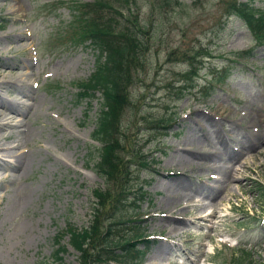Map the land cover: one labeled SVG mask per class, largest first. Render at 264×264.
<instances>
[{"label":"rangeland","instance_id":"rangeland-1","mask_svg":"<svg viewBox=\"0 0 264 264\" xmlns=\"http://www.w3.org/2000/svg\"><path fill=\"white\" fill-rule=\"evenodd\" d=\"M92 1L0 0V72H10L6 80L33 73L28 79L33 90L20 98L32 109L21 120L32 133L26 146L46 147L27 176L0 191V264H79L63 232L67 226L89 225L92 192L105 188L94 170L100 145L91 140L101 97L97 92L75 103L76 84L90 77L97 53L85 43V48L73 49L65 42L53 48L56 51L51 45L59 31H68L80 5ZM176 1L163 9L133 0L130 20L146 26L145 41L132 67L130 105L117 132L124 149L120 156L132 162L134 181L150 186L140 209L127 207L119 218H134L135 224L126 222L120 229L131 233L139 227L149 237L140 241L138 250L146 255L138 264L157 258L159 245L175 250L161 254L166 258L155 264H198L202 259L204 264H239L240 258L247 259L246 264H264V154L250 158L264 148V141L246 151L264 125V39L256 41L243 22L231 16L229 0ZM248 2L264 11V0ZM245 50L249 58H237ZM25 61L30 70L16 66ZM224 69L231 77L220 83ZM226 148L236 151L233 162H227ZM139 151L157 166H136L140 160L132 154ZM205 154V161L197 159ZM225 168L241 175L206 201L195 189L212 185L209 178L220 177ZM24 195L28 202L16 209L17 196ZM213 202L219 203L210 206ZM205 203L204 209L197 206ZM214 209L209 219L213 230L194 220L203 210L208 214ZM176 222L193 226H182L172 238ZM59 238L62 253L57 255ZM138 243L133 240L132 245Z\"/></svg>","mask_w":264,"mask_h":264},{"label":"trees","instance_id":"trees-1","mask_svg":"<svg viewBox=\"0 0 264 264\" xmlns=\"http://www.w3.org/2000/svg\"><path fill=\"white\" fill-rule=\"evenodd\" d=\"M174 1L145 0L151 7L158 5L163 9L177 3ZM132 5L133 0H93L83 3L75 11L68 31L58 33V37L77 39V45L88 43L98 54L93 73L86 82L78 83L77 87L80 89L79 100L90 99L97 92L101 96L92 140L100 145L94 167L103 179L105 188L92 192L95 202L89 225L80 229L67 226L63 232L78 253L79 264H136L142 257L134 250L138 244L132 245L133 240L143 237L142 230L139 227L133 228L131 233L123 228L121 230L126 222L134 223L135 219L125 222L119 220L127 207L138 210L137 204L141 203L142 192L147 187L134 181L136 176L130 171L132 162L121 158L120 153L124 149L120 148L122 140L117 132L122 112L130 105L128 86L132 67H136L145 41L143 29L146 26H141L138 19L137 22L135 19L130 20ZM223 5L226 9L228 2L225 1ZM229 9L231 15L239 18L257 41H263L264 11L248 1L238 0H229ZM247 53H238L237 58L248 59ZM224 73V77L219 79L220 83L230 76V71L225 69ZM132 156L140 160L136 166L140 165L141 170L154 165L142 151ZM60 239L56 244L57 255L62 253ZM240 261L245 264L247 259L241 258Z\"/></svg>","mask_w":264,"mask_h":264},{"label":"bare ground","instance_id":"bare-ground-1","mask_svg":"<svg viewBox=\"0 0 264 264\" xmlns=\"http://www.w3.org/2000/svg\"><path fill=\"white\" fill-rule=\"evenodd\" d=\"M25 34L27 36H30L29 33L25 32ZM24 38L26 37L24 36ZM55 42L57 45H55ZM55 42L53 45H51V49L53 51H56L53 48L59 47L58 45H63L65 44V42H69L66 48H69L70 46V48L75 49L74 45L78 41L77 39H73V37L62 36L60 38H57ZM29 45H31V42H29ZM32 59L33 61L35 60L33 56ZM16 66L20 69H26V71L32 68L29 61L20 62ZM8 74H10V72H0V79H2V82H0V185H3V188L0 187V191H5L6 185L14 183L18 179L27 176L32 171L35 158L38 155L39 151H43L40 149H46L45 146L40 145L37 146V150L26 146V143L30 140L32 133H30L28 126L21 120V117L27 116L28 111L32 109L31 107L22 104L20 98L23 99V97L21 96L26 97V92L33 90L32 85L28 82V79L33 75V73H13L14 76L17 74H20V76L18 78L13 77L9 78V80H6L5 78L8 76ZM260 110L262 109H259L258 111ZM10 115L19 117V120L13 123V121L9 118ZM262 128V132L258 133L259 139L254 144L249 146L246 151H248V149L253 150V148L256 147L260 140L264 141V125L262 126ZM13 136H15V138L9 141V139H11ZM204 141L207 142L209 146L211 145V140L208 137H206ZM224 144L226 145L227 143L224 142ZM256 151L254 154L250 155V158L254 159L257 158L259 154H264V148H259ZM235 152L236 151H234L233 149L232 151H228L227 148L226 150H224V155L227 157V162H233L234 160H236ZM203 156L208 157V155L205 154L200 155V157L197 159L205 161V159L202 158ZM213 156H219V154L214 153ZM56 160L58 159L56 158ZM212 161L213 160H210L209 162ZM228 169L229 168H225L223 171L220 170V172H218L220 177H216L215 179L213 178V176L210 177L209 179L212 185H208L205 183L206 187L205 185H200V188H197L195 190L199 192V195L205 198L206 201L211 202L214 197L227 189L228 185L233 179H237V176L241 175V171H236V176L232 175V173ZM17 197L18 200L14 204L16 209H18L20 206L25 205V203H27V200L29 199V197L26 198L25 195ZM1 198L2 197L0 196V199ZM218 203L219 202H213L212 204L210 203V206H217ZM197 206L204 209L206 207V203ZM205 211L206 210H203L200 214L199 211L198 213H194L195 215L199 214L197 216H194V220L204 221L208 223L209 226L206 227V229L213 230V226L211 225L212 221H210L209 219L214 216V214L216 213V209L212 210L208 214H203ZM184 225H186L187 227L193 226V224H189L188 222L182 223L180 225H178V222L174 223L170 232V234H172V238H176L179 235V232H181L180 228H182V226ZM157 249L159 251L157 258H152V261H150L148 264H155L153 261L166 258L160 256L161 254H168L169 252L175 250L169 248V246L167 245H159Z\"/></svg>","mask_w":264,"mask_h":264}]
</instances>
